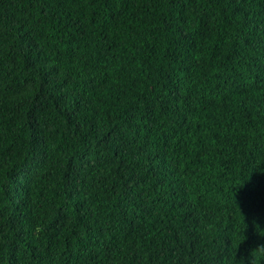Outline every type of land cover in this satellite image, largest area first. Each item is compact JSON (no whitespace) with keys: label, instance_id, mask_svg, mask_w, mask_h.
<instances>
[{"label":"trees","instance_id":"16d2710c","mask_svg":"<svg viewBox=\"0 0 264 264\" xmlns=\"http://www.w3.org/2000/svg\"><path fill=\"white\" fill-rule=\"evenodd\" d=\"M253 178L264 0H0V264H264Z\"/></svg>","mask_w":264,"mask_h":264},{"label":"snow or ice","instance_id":"6c2138e0","mask_svg":"<svg viewBox=\"0 0 264 264\" xmlns=\"http://www.w3.org/2000/svg\"><path fill=\"white\" fill-rule=\"evenodd\" d=\"M240 206L248 209V214L251 216V223L254 222L257 215V209L259 204L260 220L264 217V178H253V182L238 193ZM262 226V225H261ZM248 246L242 250V244L240 246L241 252L247 253L248 249L253 247L251 243V237L248 235Z\"/></svg>","mask_w":264,"mask_h":264}]
</instances>
